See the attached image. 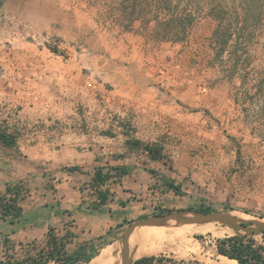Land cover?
I'll list each match as a JSON object with an SVG mask.
<instances>
[{
  "label": "rangeland",
  "instance_id": "374dc122",
  "mask_svg": "<svg viewBox=\"0 0 264 264\" xmlns=\"http://www.w3.org/2000/svg\"><path fill=\"white\" fill-rule=\"evenodd\" d=\"M184 2L198 11L188 36L162 42L144 34L138 21L128 31L115 24V0H0V129L16 137L26 122L54 115L62 128L124 120L134 134V123L149 112L166 129L152 143L161 146L166 172L153 186L157 198L148 215L116 226L110 242L116 264L129 226L148 217L221 212L264 222V125L249 113L254 81L229 82L215 64L208 11L218 0ZM11 158L12 149L0 144V167ZM263 230L164 219L134 226L127 251L130 264L144 256L162 259L152 264H221L218 238L246 234L264 245ZM2 256L0 264H57L44 247L30 256Z\"/></svg>",
  "mask_w": 264,
  "mask_h": 264
},
{
  "label": "crops",
  "instance_id": "0c3cea01",
  "mask_svg": "<svg viewBox=\"0 0 264 264\" xmlns=\"http://www.w3.org/2000/svg\"><path fill=\"white\" fill-rule=\"evenodd\" d=\"M44 116L26 122L10 147V162L0 167V194L10 186L22 208L13 221L0 215V245L8 253L30 256L35 248L51 249V235L69 255L94 259L111 246L117 225L151 212L157 198L153 186L166 172L164 159H150L143 146L161 140L166 129L150 112L134 123V134L124 120L89 119L84 127L62 128L59 116ZM131 141L141 146H130ZM73 166L79 169L67 170ZM96 167L113 176L119 168L127 173L106 183L109 201L92 209L98 201L91 187Z\"/></svg>",
  "mask_w": 264,
  "mask_h": 264
},
{
  "label": "trees",
  "instance_id": "16d2710c",
  "mask_svg": "<svg viewBox=\"0 0 264 264\" xmlns=\"http://www.w3.org/2000/svg\"><path fill=\"white\" fill-rule=\"evenodd\" d=\"M115 24L124 31L132 28L134 22H139L144 34L156 41H182L189 34L196 18L197 10L185 0H115ZM194 1V0H190ZM208 14L214 19L215 26L211 33L212 49L215 64L220 67L223 77L232 82L241 78L254 81V90L250 103L259 107L252 112V122L261 116L264 125V0H218ZM258 53L261 63L255 65ZM241 82V83H242ZM0 144L12 147L16 144L15 136L0 129ZM130 146H141L139 141L128 142ZM150 159L163 158L161 146L146 144L143 146ZM78 166L68 167L67 170H78ZM127 173L119 168L116 175L120 177ZM104 173L102 167H96L91 181V187L96 189L97 202L92 209H97L109 201V190L106 183L114 177ZM174 191L180 193V187L171 183ZM14 194V195H13ZM17 191L6 186L5 192L0 194V215L13 221L18 219L22 208L18 205ZM264 238V230L262 231ZM50 256L63 261V264H74L80 260L78 255H69L64 249L62 241H55L49 235ZM216 250L220 255L235 260L238 264H264V245L258 243L253 236L246 234L226 235L216 240ZM86 259L87 258H82ZM161 261L153 256H144L133 264H151ZM30 264H42L33 261Z\"/></svg>",
  "mask_w": 264,
  "mask_h": 264
},
{
  "label": "water",
  "instance_id": "95a60500",
  "mask_svg": "<svg viewBox=\"0 0 264 264\" xmlns=\"http://www.w3.org/2000/svg\"><path fill=\"white\" fill-rule=\"evenodd\" d=\"M164 219H173L179 223H184V222H189V221H194V220H198V219H203V220H216L218 222H222V223H226L229 224L231 226H233V228H240L243 229L245 231H249V232H253L256 230H260L261 228L264 229V222H258V221H254V220H243V219H239L236 217H233L231 215H227L221 212H216V213H200V212H194V216L192 217H179L176 215V213H168L166 215H156V216H152V217H148L146 219H144L143 221L137 222L131 226H129V228L126 231L125 234V238L123 239V248H122V264H130V259H129V255H128V240H129V233L130 230H132V228L134 226H143V225H147L149 223H151L152 221H160V220H164ZM248 222H253L256 223L258 225V227L256 228H251L250 226H248Z\"/></svg>",
  "mask_w": 264,
  "mask_h": 264
},
{
  "label": "bare ground",
  "instance_id": "6f19581e",
  "mask_svg": "<svg viewBox=\"0 0 264 264\" xmlns=\"http://www.w3.org/2000/svg\"><path fill=\"white\" fill-rule=\"evenodd\" d=\"M188 223V222H187ZM185 228V227H184ZM180 229V228H179ZM186 229V228H185ZM191 231V230H190ZM193 231V230H192ZM175 232V231H174ZM178 236V235H177ZM184 237V236H183ZM192 239V238H191ZM112 246H108L104 249L101 250L99 255H97L90 264H116V259H113L112 256ZM161 249V247H160ZM168 249V248H167ZM159 250V248L157 249ZM208 254V253H207ZM197 256L199 254L197 253ZM222 256V261L221 264H238L235 260L229 259L223 255ZM192 257V256H191ZM203 259V258H202ZM208 261V259H206ZM212 262V261H211ZM216 264V263H215Z\"/></svg>",
  "mask_w": 264,
  "mask_h": 264
},
{
  "label": "built area",
  "instance_id": "2783aa9c",
  "mask_svg": "<svg viewBox=\"0 0 264 264\" xmlns=\"http://www.w3.org/2000/svg\"><path fill=\"white\" fill-rule=\"evenodd\" d=\"M6 251L3 249V247L0 245V262H2L1 260L3 259V260H5V258H3V254L5 253ZM51 262H56L57 264H63V261H61V260H58V259H56V258H52L51 257V260H50ZM17 264V263H16ZM152 264V263H151Z\"/></svg>",
  "mask_w": 264,
  "mask_h": 264
}]
</instances>
